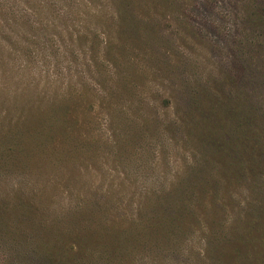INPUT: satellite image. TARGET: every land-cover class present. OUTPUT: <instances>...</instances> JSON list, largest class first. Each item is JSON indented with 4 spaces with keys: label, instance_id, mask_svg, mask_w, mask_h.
Segmentation results:
<instances>
[{
    "label": "rangeland",
    "instance_id": "obj_1",
    "mask_svg": "<svg viewBox=\"0 0 264 264\" xmlns=\"http://www.w3.org/2000/svg\"><path fill=\"white\" fill-rule=\"evenodd\" d=\"M77 227L123 232L120 264L264 259V0H0V264Z\"/></svg>",
    "mask_w": 264,
    "mask_h": 264
},
{
    "label": "trees",
    "instance_id": "obj_2",
    "mask_svg": "<svg viewBox=\"0 0 264 264\" xmlns=\"http://www.w3.org/2000/svg\"><path fill=\"white\" fill-rule=\"evenodd\" d=\"M61 101L63 102L56 106L59 111L55 112L54 118L50 117V113L54 109L48 112L53 106L51 108L44 106L42 100H38L34 104L35 106L32 107V102H30V110L33 115L29 116V122L23 128L28 138L34 141H37L40 137L42 139L46 137L53 138L56 130H65L68 127L67 119L72 114V108L70 105H65L64 98ZM23 108L24 104L21 103L17 108L19 114L23 112ZM20 131L23 132L19 129L13 138H19L21 135ZM22 136H24V133ZM17 152L20 153L21 150ZM179 210L177 209L178 212L170 215L176 214L175 219H181L183 215L179 213ZM75 219H79V216L75 215L73 220ZM176 227L177 229H187V225L185 226L184 222L179 223ZM111 231L112 228L104 231L77 227L66 238L57 237L52 233L44 244L45 253L41 261L43 264H120L123 259L121 257L118 258L117 255H123L119 249L123 247L125 254H128L127 249L131 241L121 235L123 232L115 229L113 232ZM130 232L136 238L139 235L135 230H130ZM213 234L215 235L216 233ZM233 239L223 241L221 236H218L217 242H208L213 264H264L262 256L253 253L251 248L240 247L237 239ZM93 250H97V254H94ZM124 264H130L129 260L124 262Z\"/></svg>",
    "mask_w": 264,
    "mask_h": 264
}]
</instances>
